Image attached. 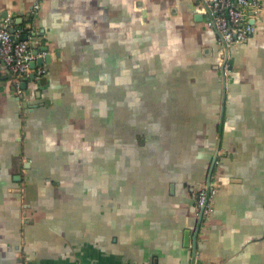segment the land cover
Instances as JSON below:
<instances>
[{
	"label": "crops",
	"instance_id": "0c3cea01",
	"mask_svg": "<svg viewBox=\"0 0 264 264\" xmlns=\"http://www.w3.org/2000/svg\"><path fill=\"white\" fill-rule=\"evenodd\" d=\"M31 3L0 0L51 56L22 106L0 63V264H264V0L226 74L199 0Z\"/></svg>",
	"mask_w": 264,
	"mask_h": 264
},
{
	"label": "built area",
	"instance_id": "2783aa9c",
	"mask_svg": "<svg viewBox=\"0 0 264 264\" xmlns=\"http://www.w3.org/2000/svg\"><path fill=\"white\" fill-rule=\"evenodd\" d=\"M41 0H32L29 13L34 14L39 8ZM205 10V23L215 30L220 45L225 51L234 43L245 41L253 32L256 16L261 8L260 0H199ZM13 26V31L9 27ZM31 27L26 24H15L10 16L0 20V62L8 74V82L13 95L17 98L19 106L25 102V87L23 81L36 82L44 75L42 65L30 66V61L36 55H43L41 51L33 53L30 43ZM26 34V39L19 36ZM231 70V61L228 54L223 61L222 72L226 74ZM33 76L30 77V74ZM217 181L210 175L209 184L205 180L199 182L193 193V207L198 215L202 210L205 219L211 212V202L216 194Z\"/></svg>",
	"mask_w": 264,
	"mask_h": 264
},
{
	"label": "water",
	"instance_id": "95a60500",
	"mask_svg": "<svg viewBox=\"0 0 264 264\" xmlns=\"http://www.w3.org/2000/svg\"><path fill=\"white\" fill-rule=\"evenodd\" d=\"M194 18H195V19H200V18H201V14H200V13H196V14L194 15ZM18 21H19V20H18ZM20 21H21V20H20ZM26 25H27L28 27H30V26H31V22L26 23ZM9 30H10V31H13V26H10V27H9ZM19 38H20V39H26V34H22V35H20ZM42 49H43V50H46L45 47L42 48ZM38 51H40L38 48H33V53H34V54H36ZM224 53H225V54H224V60H225V58H226V56H227V50H226V49H225ZM50 57H51V56H50V53H49V52H45L43 55H36L35 58L32 59V60L30 61V66H31V67H35L36 65H44V63H48V62H50ZM0 63H1V62H0ZM32 76H33V73L30 74V77H32ZM3 77H4V78L8 77L7 71H6V73L2 74V78H3ZM222 77H223V82H224V81H225V76L222 75ZM21 85H22L23 87H25V86H26L25 81H23V82L21 83ZM218 147H219V143H217V145H216L215 152H214V154H213V156H212V159H211V162H210V165H209L208 171H207V176H206V179H205L206 185L209 184V179H210V175H211V172H212V170H213L214 163H215L216 153H217ZM202 216H203V215H202V210H200L199 213H198V215H197V219H196V226H195V230H194V234H193V239L196 238L201 223H202V222H203V223L206 222V221L209 219V217H210V216L208 215L207 217H205V219H203ZM195 252H196V251H195V244H193L192 249H191V257H190V263H189V264H194V260H195Z\"/></svg>",
	"mask_w": 264,
	"mask_h": 264
},
{
	"label": "flooded vegetation",
	"instance_id": "af4514ba",
	"mask_svg": "<svg viewBox=\"0 0 264 264\" xmlns=\"http://www.w3.org/2000/svg\"><path fill=\"white\" fill-rule=\"evenodd\" d=\"M224 54H225V53H224V50L222 49V53H221V57H222V63H221V65H223V61H224ZM210 162H211V160H210ZM210 162H209V165H210ZM209 165H208L207 169H206V170H205V172H204V177H203V179H204V180L206 179V176H207V171H208ZM211 174H213V170H212Z\"/></svg>",
	"mask_w": 264,
	"mask_h": 264
},
{
	"label": "rangeland",
	"instance_id": "374dc122",
	"mask_svg": "<svg viewBox=\"0 0 264 264\" xmlns=\"http://www.w3.org/2000/svg\"><path fill=\"white\" fill-rule=\"evenodd\" d=\"M159 31H160V28L159 29H157V30H155V33H153V36H156V34H158L159 33ZM152 36V37H153ZM109 118H111V116H109ZM106 119H108V118H106ZM19 190H20V187H19Z\"/></svg>",
	"mask_w": 264,
	"mask_h": 264
}]
</instances>
